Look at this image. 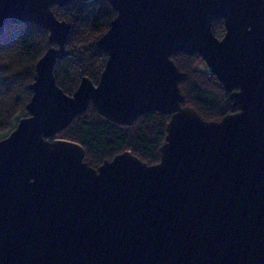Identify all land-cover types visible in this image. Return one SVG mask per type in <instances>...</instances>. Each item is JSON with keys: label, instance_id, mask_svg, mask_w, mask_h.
Returning a JSON list of instances; mask_svg holds the SVG:
<instances>
[{"label": "water", "instance_id": "water-1", "mask_svg": "<svg viewBox=\"0 0 264 264\" xmlns=\"http://www.w3.org/2000/svg\"><path fill=\"white\" fill-rule=\"evenodd\" d=\"M73 1L0 0V41L31 22L56 43L0 139V264H264V0H108L105 67L70 94L54 68L71 23L52 7ZM179 52L203 59L235 111L208 120L185 103ZM90 104L122 125L170 115L160 160L126 149L94 167L80 142L51 139Z\"/></svg>", "mask_w": 264, "mask_h": 264}, {"label": "trees", "instance_id": "trees-1", "mask_svg": "<svg viewBox=\"0 0 264 264\" xmlns=\"http://www.w3.org/2000/svg\"><path fill=\"white\" fill-rule=\"evenodd\" d=\"M52 8L58 18L71 23L68 53L57 60L54 68L58 84L71 94L83 76L98 82L108 53L96 41L107 31L116 11L108 0H74L65 7ZM212 28L216 36L222 37L223 19H215ZM97 33L98 37H94ZM51 45L56 43L49 41L48 30L34 23L7 24L0 41V129H14L19 118L29 114V84L34 79L37 61ZM199 58L198 54L184 52L173 55L176 65L185 73L180 84L185 103L194 106L205 119L220 120L235 111L233 101L208 67L197 65ZM169 119L170 115L152 111L140 115L132 125H122L101 116L90 104L86 112L51 139L60 136L80 142L86 149L85 160L94 167L126 149L148 163H156Z\"/></svg>", "mask_w": 264, "mask_h": 264}, {"label": "rangeland", "instance_id": "rangeland-1", "mask_svg": "<svg viewBox=\"0 0 264 264\" xmlns=\"http://www.w3.org/2000/svg\"><path fill=\"white\" fill-rule=\"evenodd\" d=\"M94 37H98V33L93 35ZM197 65H200L202 67H206V64L205 62L203 61V59L200 57L198 60H197ZM23 117V116H22ZM16 125H13V127H15ZM12 127V128H13ZM11 132L10 129H7V128H2L0 129V139L6 137L9 133ZM60 137V136H59Z\"/></svg>", "mask_w": 264, "mask_h": 264}]
</instances>
